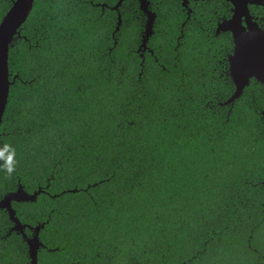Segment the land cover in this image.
Masks as SVG:
<instances>
[{"label":"trees","instance_id":"trees-1","mask_svg":"<svg viewBox=\"0 0 264 264\" xmlns=\"http://www.w3.org/2000/svg\"><path fill=\"white\" fill-rule=\"evenodd\" d=\"M118 1L34 0L10 48L0 147L19 165L0 200L43 190L13 202L45 223L38 264H264V83L226 103L234 40L215 26L233 5L151 0L142 56L148 15ZM13 226L0 208V264H32Z\"/></svg>","mask_w":264,"mask_h":264},{"label":"water","instance_id":"water-1","mask_svg":"<svg viewBox=\"0 0 264 264\" xmlns=\"http://www.w3.org/2000/svg\"><path fill=\"white\" fill-rule=\"evenodd\" d=\"M124 0H119L118 3L113 6L112 8L119 10V7L123 3ZM141 9L148 15V21L146 26V31L142 39V47L140 50H146L147 43L154 33V22L157 17V14L152 11L149 7V0H139ZM183 5L189 9V4L192 0H182ZM198 1V0H197ZM232 3L233 5V15L230 18L223 19L218 26L217 32L221 31H228L226 30L228 27V22L231 21L235 17L236 12L238 11L239 6L245 10L246 14L242 17V20L246 24H251L258 32H264V28L260 26V24L254 19L253 15L251 14L250 5H261L264 6V0H227ZM106 6V4H102ZM34 6V0H13V5L10 10L6 13L2 21L0 22V31L4 33L5 39L4 42L0 41V127L3 122V118L5 115V111L7 108L10 89L13 81L10 79V65H9V54L10 48L16 39V37H20V29L22 25L28 19L32 9ZM122 24V15L119 14L118 17V26L117 30L120 28ZM230 32V31H229ZM232 34L234 40V49L228 55L229 61V73L232 80L235 83L236 89L231 97L227 100L226 103H233L240 95L243 93L245 87L250 84L252 79H255L261 83H264V75L260 74L257 71L255 76H251L247 79V81L241 80L240 83H237L236 79L233 76V57L235 56V39L234 34ZM152 52V51H151ZM142 56H144L142 54ZM253 59L256 62L257 69H259L260 62H261V52L259 46L256 47L253 53ZM42 189L35 191L34 193H29L25 190L22 184L19 185L18 189L13 192L7 193L1 200H0V208L7 209L10 218L13 222H15L14 229L17 231H21L24 235V239L27 241L29 245V252L31 257L32 264H38V252L41 246H44L43 242L40 239V231L44 228L45 223H40L36 226H30V229L33 230L34 236L30 237L25 232V228L28 226L23 224L21 220L17 217V212L13 207V201H34L37 199L38 195L42 192ZM76 191V189H75Z\"/></svg>","mask_w":264,"mask_h":264},{"label":"snow or ice","instance_id":"snow-or-ice-1","mask_svg":"<svg viewBox=\"0 0 264 264\" xmlns=\"http://www.w3.org/2000/svg\"><path fill=\"white\" fill-rule=\"evenodd\" d=\"M246 12L241 7L235 14V17L228 22L226 30L234 34L235 39V56L233 57V76L237 83L241 80L247 81L251 76H255L257 71L264 75V32H258L251 24H246L242 17ZM5 36L0 31V41L4 42ZM259 46L261 52V62L259 69L253 53L256 47Z\"/></svg>","mask_w":264,"mask_h":264},{"label":"clouds","instance_id":"clouds-1","mask_svg":"<svg viewBox=\"0 0 264 264\" xmlns=\"http://www.w3.org/2000/svg\"><path fill=\"white\" fill-rule=\"evenodd\" d=\"M140 48L139 51H141ZM142 54L144 55V53ZM18 165L19 160L17 158L16 147L10 143H4L3 146L0 147V172H3L7 176L11 177L13 174L16 173Z\"/></svg>","mask_w":264,"mask_h":264},{"label":"flooded vegetation","instance_id":"flooded-vegetation-1","mask_svg":"<svg viewBox=\"0 0 264 264\" xmlns=\"http://www.w3.org/2000/svg\"><path fill=\"white\" fill-rule=\"evenodd\" d=\"M125 1V0H124ZM150 1V3H149V7H150V9H151V0H149ZM192 1H197V0H192ZM198 1H205V0H198ZM225 1H227V0H225ZM229 2V1H228ZM231 3V2H230ZM232 4V3H231ZM12 5H13V0H12ZM12 5H11V7H12ZM122 5V4H121ZM251 6L252 5H250V10H251V14L253 15V17H254V19L260 24V26L261 27H263L264 28V15H262V14H259V13H257V12H254L252 9H251ZM10 7V8H11ZM187 8V7H186ZM189 8H190V6H189ZM191 9V8H190ZM10 10V9H9ZM8 10V11H9ZM152 10V9H151ZM153 11V10H152ZM191 11H192V9H191ZM232 11H233V6H232ZM155 12V11H154ZM156 13V12H155ZM232 15H233V12H232ZM231 15V16H232ZM230 16V17H231ZM230 17H224L223 19H225V18H230ZM222 19V20H223ZM222 20H220L219 22H217V24H216V26H215V28H216V32H217V29H218V26H219V23L222 21ZM221 32H229V31H221ZM221 32H217L218 34L219 33H221ZM145 34V33H144ZM143 39V38H142ZM147 49L144 51V50H141L140 52L141 53H145L146 51H152V52H154V50L147 44ZM151 52V53H152ZM14 202V201H13ZM13 204V203H12ZM3 209H5V208H3ZM15 209V208H14ZM7 210V209H6ZM17 212V211H16ZM17 215V214H16ZM10 216V215H9ZM23 224H26V225H28L24 230H25V232L27 233V235L28 236H30V237H32V236H34V232H33V230H31L30 229V227H29V225L30 226H34V225H31V224H27V223H24L23 222ZM14 226H15V222H14ZM14 226L12 227V231H16V232H18V233H20V234H22V236H23V238H24V235H23V233L21 232V231H17V230H15L14 229ZM27 229H29L32 233L30 234V233H28L27 232ZM40 235V234H39Z\"/></svg>","mask_w":264,"mask_h":264}]
</instances>
